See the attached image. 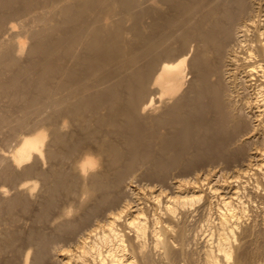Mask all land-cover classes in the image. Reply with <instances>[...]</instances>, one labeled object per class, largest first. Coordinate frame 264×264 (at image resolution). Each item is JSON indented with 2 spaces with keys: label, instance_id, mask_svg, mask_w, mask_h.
I'll return each instance as SVG.
<instances>
[{
  "label": "bare ground",
  "instance_id": "6f19581e",
  "mask_svg": "<svg viewBox=\"0 0 264 264\" xmlns=\"http://www.w3.org/2000/svg\"><path fill=\"white\" fill-rule=\"evenodd\" d=\"M29 18L39 26L31 28ZM18 24L33 38L30 50L37 58L27 68L35 71L29 83L38 87L39 92L30 93L15 117L0 113V125L6 124L11 130L33 127L30 133L25 130L29 134L21 135L18 141V136H14L18 143L8 158L13 164L29 159L20 167L22 172H35L51 181L46 186L48 197L43 201L42 217L55 203L58 189L72 196L70 200L66 198L67 204L58 206L60 210L54 219L57 233L54 230L50 236L42 233L37 236L39 255L51 244L50 239L63 235L72 239L74 247L61 248L60 264H132L135 251L145 252L141 241L146 230L168 252L170 243L163 238L162 229L177 217L178 208L184 209L199 196L205 199L218 194L224 210L217 212L213 247H207L202 254L203 262L196 264H219V258L223 264H248L243 259L245 253H240L242 259L237 258V253L233 260L228 259L234 243L231 236L242 215V209L233 202L238 186L231 184V178L224 175L215 179L217 186H213L215 182L210 185L212 180L205 181L208 185L204 188L197 176L193 175L191 181L186 179L190 183L184 186L183 178L182 183L178 178L177 194L173 196L159 188L161 191L152 197L155 204L162 198L163 205L158 206H162L165 216L156 214L155 208L148 216L144 213L149 209L144 210L146 198L136 191L124 197L121 189L123 180L127 182L124 177L131 172L128 177L132 178L137 165L146 164L145 171L154 172L161 179L171 165H190L192 159L226 162L238 152L232 147L236 141L252 144V138L263 129L253 121L260 119L255 110L264 107V0H0V46L11 55L24 49L26 36L21 38L18 31L12 39L2 35L10 36ZM63 89L65 92H61ZM66 116L69 123L63 119ZM71 117H75V133L66 135L64 127H68ZM261 137L262 141L264 132ZM52 140L58 144L56 149L55 145L53 149L49 147ZM249 148L246 158L255 161H245L248 164L244 162L243 171L251 168L255 174L262 169L264 153L257 145ZM59 153L67 159H76L74 172L63 170L60 165L46 171L37 167L35 161L45 159V154L52 158ZM239 174L236 176L243 175ZM179 232L183 235L182 230ZM9 238L6 235L5 241ZM128 249L133 251L132 255ZM148 262L144 259L142 264Z\"/></svg>",
  "mask_w": 264,
  "mask_h": 264
},
{
  "label": "rangeland",
  "instance_id": "374dc122",
  "mask_svg": "<svg viewBox=\"0 0 264 264\" xmlns=\"http://www.w3.org/2000/svg\"><path fill=\"white\" fill-rule=\"evenodd\" d=\"M165 6H167V5L163 4V7L169 10V7L168 6L165 7ZM41 12H43V11L41 10ZM30 15H33L32 12L30 13ZM31 20H32L31 18L28 19L31 28L39 26V23L37 21H34V22L32 21L31 22ZM48 20H50V19H48ZM48 22L49 21H47L46 24ZM18 27H19V29H18ZM17 29L13 30V32L16 31L14 34H12L13 32L10 34L11 37L7 36V35H9L7 33L5 34V36L2 35V37H9V38L12 39V37L13 38L17 37V35L20 36L21 38H24V36H26L24 38L25 41H26L25 42V47L22 50V51H24V53L21 51V52H19V54L16 53L15 55H11L10 52L6 51L7 49L2 48L3 45L0 46V113L6 112V114L7 115L9 114V116H11L12 118L15 117L16 115H18L17 113L19 112V110H18L19 107H21L22 105L26 104L25 102L28 101L27 99L29 98L30 93H32V92L34 93V91L36 93V91L39 89L38 87H34L33 85H31L29 83V80H30L29 78H31V76L33 75V73H35V71H32L33 69L29 70V68H27L31 64L32 60L37 58L36 57L37 55L32 53L31 50H30L31 49L30 45H31V43L33 41V38L29 34H27L26 32H23V30H22V28H21V26L19 24L17 26ZM17 31H18V34L16 35ZM22 33H24L25 35L22 34ZM13 35H15V36H13ZM9 38H5V40H7V39L9 40ZM25 49H26V52H25ZM6 54L7 55L10 54L11 57H10V55H8V57H7ZM1 55H3V56L1 57ZM14 59H17V60H14ZM28 59H30V60H28ZM3 60H4V62H2ZM26 60H27V62H26ZM14 61H15V63H14ZM18 61H19V63H18ZM28 62H29V64H28ZM16 64H18V65H16ZM24 68H26V69H24ZM12 73H14V74H12ZM26 75L28 76V78H27ZM33 77H34V75H33ZM1 80H4V82L1 81ZM53 81H55L54 77H53V79L52 78L50 79V82L52 84L55 83ZM10 82H11V84H10ZM2 85H4V87H2ZM37 92H39V91H37ZM61 92H65V90L63 89ZM25 98H26V100H25ZM12 99H14V100H12ZM32 107L34 108V105ZM32 107L30 106V108H32ZM31 110L29 111L28 115L31 114ZM259 110L260 111L255 110V113L258 112L257 117H260V119H257V121L256 120L253 121V123L257 122V126H259L261 128L263 127V129H261L260 132H258L256 134V136H254L252 138L253 140L250 139L252 141V144H251V142L249 144L251 145V147H254L255 145H257V148L260 147L259 150L262 149L263 153H264V146H262V145H264L263 144L264 143V139L262 140L263 142L261 141V139L263 138L261 136H262V134L264 132L263 131L264 130V107L259 109ZM259 113H261V115ZM32 114H33V112H32ZM32 114L30 115V119L32 118L31 116H33ZM68 117L66 116V117L63 118V119H65V118L67 119V123H69ZM74 118L75 117H71V121H70V124H68V127H66L67 125L64 127L66 130L64 129L63 133H66V135H68L69 133H72V131H73V133H75L74 132L75 131V122H74L75 120H74ZM5 126H7V125L3 124V123H1V125H0V198L2 197L0 199V234H1L0 235V243L4 242L3 244H0V246H1L0 247V264H23V263L24 264H54V263H56V261L58 259H59L57 261L58 263H56V264H60V255H59V253L61 252L62 249L63 250H65L67 248H71L72 249V247H74V242L72 241V239L63 238V235H59L58 237L52 238L54 240L50 239L48 244L51 243L52 245L50 244L51 246L50 245H48V247L46 246L47 249L44 250L45 252L43 251V253H41V254H43L41 256V255H39V246H40V244H39V242L37 240V236L40 233L48 235V236H50L51 234H54L55 231H56L55 233H57L58 226H56L57 224H56V221L54 220L57 217H55V216H56L57 212L60 210V208L64 204H67L68 200H70V198L72 196L64 195L65 192H63L62 189H58V192L55 195L56 196L55 198H57L56 199L57 203H56V200H55L56 205H55V203H53V205L50 206L49 209H47L48 212L46 211V213H45L46 215L43 216L44 218L41 216V211L43 209V203H44L43 201H45V199L48 197V194H47V191H46L47 190L46 186H48L51 183V181H49V179H47V177H44L43 175H40V174H39V176H40V178H39L38 174L36 175L35 172L34 173L33 172H28V173L22 172L20 167H22V165L25 164V162L28 163L29 159L27 161L21 162V164H16V163L13 164V162L10 161L11 159L8 158V155L11 153L10 151H13L15 149V147L17 145L16 143H18L17 141L19 140L20 136L23 135V134H29L33 127L30 125L31 126V127H29L30 129L22 127L23 129L20 128L21 130L19 128H17V130H11L8 126H7L8 128L5 127ZM67 128H69V129H67ZM25 130L29 131V133L27 131H25ZM47 132H49V131H47ZM259 134H261V135H259ZM14 136H16V137L18 136L17 141H16V137H14ZM47 138L49 140V135H47ZM240 142L241 141H239V142L236 141V143L232 145V147H234V149L236 147L235 151L238 150L237 153L240 152V156L237 155V153H235L236 155L233 154L232 158L230 160L227 159L228 161H226V162H225L224 159H221V160L220 159H208V160H206V159H192L193 161H191L192 164H190V165H187V164H184V163H181V164L177 163L176 165L175 164L171 165V166H174V167L169 166L168 168H170V169L169 170H168V168L166 169V173L168 172L169 174L168 173L167 174L166 173L163 174L164 176H162L161 179L159 178L158 175H157L158 176V178H157V176L153 174L154 172L148 173L147 171H145L144 168H145L146 164H144V166L143 165H141V166L137 165L138 167L137 166L135 167L136 170L134 169L133 170L134 172H132V174L134 173L133 177H132V178L135 177L134 179L129 178V177L132 176L131 172H130V175H127V176L124 177L128 183L123 180L124 183L122 185L121 194H122V196H124V197L127 196V198H128V194H129V196H132V194L135 193V191H136V193L137 192L139 193V194L137 193V195H142V196H144L146 198V204H145L144 210L147 209V207L149 209L145 210L144 213L147 212L146 214L148 216H151L153 211L156 210L157 211L156 214L158 213V214H160L162 216H165V215H163L162 206L161 207L158 206L159 204L163 205L162 198L159 199L158 202H157V199H156L157 203L155 204V200L152 197V194H155V193L159 192V190H160L159 188H161L163 193L165 192V194H168V192H169V195L173 196V194L174 195L177 194L176 193V188L177 187H176L175 183L177 181L179 182V179H180V183H182L181 180L183 178L182 181L184 183H182V184L184 186V184L187 185L188 183H190L191 179L192 178L194 179V176H197L196 179L197 178L200 179V184L202 182V185H203L202 187L204 188V187H207V185H208L206 183H210V182H211L210 185H213V183L215 182L214 185H213V186H215L216 183H217V181L215 179L223 178L221 176L225 175V177L232 179L231 184L233 186H235V187L238 186L239 187V188L236 187L238 189V192H236V194H235L236 198H234L233 202L235 204V207H237L239 209H242V215H241V217H239V220H238L239 222H237V224H236L237 226H235V228H234L236 231H234L233 236H231V237H234V238H232L230 241H231V243L232 242H234V243H232L231 246H230L231 250H232L231 251V255L232 256H230V258L228 257V259L229 260H233L232 258L235 257L236 253H237L236 255H238L237 258L242 259L243 256H241L240 253L242 255L245 253L243 259L244 260L247 259L246 261H247V263L249 262L248 264H250L251 262H252V264H264V175H263L264 174L263 173L264 172L263 171L264 170V166H263L264 164L261 165L262 169H263V170L261 169L262 171L260 170V172H259V170H256L257 174L256 173L254 174L255 169H254V172H253V170L251 168L248 169L246 171V173H245L243 170H246V169H244L243 167H246V164H248L247 162H253V161H255V159L253 160V159H247L246 158L247 155H248L247 153H248V151L250 149L249 148L250 145H248V143L246 141H243L242 144ZM48 143H49V147L51 149H53L54 145H55L54 146L55 149L58 146V144L54 143L53 140L48 142ZM237 144H241L244 148H247V149L249 148V149L248 150L247 149L243 150V147L241 148V145H237ZM61 148H63V147H61ZM240 148H241V150H240ZM245 150H246V152H245ZM242 151L245 152V153H243ZM2 154L4 156H1ZM6 154H7V156H6ZM235 156H237V159L235 158ZM262 156L264 157V154H262ZM47 158L48 157L45 154V159H39L38 161H35L36 163L38 162L37 164H39V165H37V167L38 168L41 167L40 168L41 170L45 169V171H46V170H49L52 167H55V166L58 167L60 165L59 167L61 168V166H62L63 168H61V169H63V170L67 169L69 172L70 171H73V172L75 171V168H74L75 163L74 162H75L76 159H67L65 157H62L60 155V153L57 156H54L52 158H48V159ZM54 158H55L56 162H54ZM32 160L33 159H30V162H33ZM43 160H44V162H43ZM201 160H205V161L201 162ZM261 160L263 162L264 158L261 159ZM245 161H247V162H245ZM35 162H33V163L35 164ZM7 163L10 164V165H8ZM11 164H13V165H11ZM15 164H16V166H14ZM193 164H195V166H193ZM177 165H179V166L177 167ZM18 166H19V168H18ZM70 167H72V168H70ZM184 168H186V169H184ZM239 168L242 170L243 173L240 172L241 170ZM72 169H74V170H72ZM140 169H142L143 171H141ZM18 170H20V172H18ZM251 170H252L253 173L251 172ZM139 171H141V174H140ZM219 171L222 172V173H220ZM135 172L139 173L137 175L138 176L140 175L141 177L143 176L142 172H144V175L148 174V177H150V178H148L146 176H143L144 178L143 177L141 178L140 176L138 177L135 174ZM196 172H197V174H196ZM238 172L240 174H243L244 177H243V175L239 174L240 177H241V179H239L240 177L236 176L238 174ZM32 173H33V175H32ZM152 174H153V176H152ZM170 174L171 175L173 174L172 175L173 178L177 177L175 179L176 181L172 179ZM260 174H261V176H260ZM166 175H168V177H170V178L166 177ZM203 175H204V177H203ZM246 175L248 176V178H247ZM154 176H156V177H154ZM188 177H190V178H188ZM255 177L259 178L260 180L257 181V178H255ZM136 178H138V179H136ZM139 178L141 179V181H139L140 180ZM145 178H148L150 180L148 181V179H145ZM204 178H206V179H204ZM210 178H213V179H210ZM129 179H131V180H129ZM144 179H145V181H144ZM169 179L171 180V182H170ZM186 179H187V181L188 180H190V181L189 182H185ZM134 180H135V182H133ZM163 180H165L164 181L165 184L162 182ZM208 180H212V181L209 182ZM213 180H215V181H213ZM166 181H167V183H166ZM205 181H206V183H203ZM29 183H30V185H29ZM125 183H126L127 187H126V185L124 186ZM146 183H147V185H146ZM182 184H181V186H182ZM20 185H21V187H20ZM26 186L28 188H26ZM128 186H129V189H128ZM167 186H168V188H167ZM123 187L125 189L126 188L127 189L125 190V189H123ZM4 188H5V192L3 194V192L1 193V189H4ZM165 188H166V190H165ZM127 190H128V193H126ZM152 190H153V192H152ZM163 190H165V191H163ZM61 194H62V196H60ZM188 195L187 196L190 197L189 193H188ZM147 196L150 197V198H148ZM68 197H69V199H68ZM201 197H203V196H199L198 197L200 199V202H199L198 198H195L194 200L188 202L186 204L187 206H185L184 209L178 208V213L179 214L177 213V217L172 219L173 220V221L171 220L172 222L169 221L170 223H172L171 226L169 225V222H168L167 228H166L167 230L166 229H162V231H163L162 235L164 236L163 238L167 239V244H169V243L171 244V245L169 244L170 246L168 245V250L170 249L169 251L167 250L168 252L163 251L164 248H162V246H160L161 244L160 243H158L159 245L156 244L152 240L150 232L146 230V232H145L146 235L144 234L142 236V238L144 240L142 239V241H141V242L144 241L143 242V244H144L143 248H145V250H143V251H145V252L142 253V254L140 253L141 254L140 255L138 251H135L134 252V256L131 257L132 260L134 261V262H132V264H140V262L142 264L144 259L147 260V262L149 261L148 262L149 264H152V263L153 264H192V263L196 264V262H203L202 261V258H203L202 254H204V251H205V249L207 247L210 248V246H212L214 238H215V235H216L214 227H215L216 220H217V218H216L217 217V212L220 209L224 210V207L220 203L221 200H220V198H219L220 196L218 194H215V196L210 194V196L206 197V198L204 196L205 199H203ZM147 200H149V201L147 202ZM217 201L219 202V204H218ZM191 202H193V203H191ZM207 204H209L211 206H209ZM54 205H55V207H54ZM56 206L57 207L60 206V208L58 207L59 208L58 209ZM156 207H157V209H156ZM200 207H202V208H200ZM206 211H208V213ZM38 219H40V220H38ZM50 219L53 220L54 222L53 221L49 222V221H51ZM179 219H180V221H179ZM44 220H45V222H44ZM174 220H176L177 222L174 221ZM49 224H51V226ZM180 230L183 231V235H180V232H179ZM211 230L213 231L212 232L213 234H211ZM6 231H7V234H6ZM31 231H33L32 234H31ZM165 232L167 233V235L169 237L166 235ZM170 233H172L173 235L170 234ZM12 234H14V235H12ZM210 234H211L212 237L210 236ZM6 235H8L10 237L9 239H7L8 242H7V240L5 241ZM13 236H14V238H13ZM61 236H62V238H61ZM27 237H29V238H27ZM56 238L57 239L59 238V240L55 241ZM181 240H183L184 242L181 241ZM71 241H72L73 244L71 243ZM135 242L131 241V243H133V244ZM61 243H62V246H61ZM128 243L130 244V242L127 241V247L130 246V245H128ZM7 244H9V245H7ZM66 244H68V245H66ZM173 245H175V246H173ZM233 245H235L234 248H233ZM62 247H65V249L62 248ZM236 247H238L237 250H236ZM49 248H50V250H49ZM233 249H234V251H233ZM129 250L130 249H128V251ZM132 252L133 251H129V253H131V255L133 254ZM232 253H234V254H232ZM34 255H36V256H34ZM164 256H166V257H164ZM250 257H252V259ZM55 259H56V261H55ZM219 259L221 260V261L219 260V262H220L219 264H223L222 258H219ZM192 260H193V262H192ZM250 260H251V262H250ZM92 264H96V263L93 262ZM197 264H199V263H197Z\"/></svg>",
  "mask_w": 264,
  "mask_h": 264
}]
</instances>
